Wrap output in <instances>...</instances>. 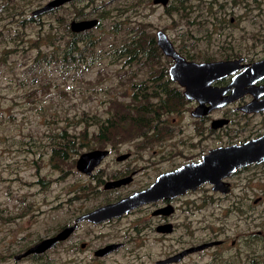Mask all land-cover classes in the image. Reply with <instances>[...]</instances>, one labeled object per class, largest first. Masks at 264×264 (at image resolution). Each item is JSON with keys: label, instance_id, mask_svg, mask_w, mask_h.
<instances>
[{"label": "rangeland", "instance_id": "obj_1", "mask_svg": "<svg viewBox=\"0 0 264 264\" xmlns=\"http://www.w3.org/2000/svg\"><path fill=\"white\" fill-rule=\"evenodd\" d=\"M46 1L0 0V264H153L190 245L224 238L223 246L172 264H264V200H223L208 218L219 202H197L194 193L178 199H184L178 206V200L173 202V233L147 228V219H155L133 211L99 224L82 222L47 251L14 260L82 213L144 187L145 180L137 176L126 185L103 189L105 180L134 162L117 161L118 154L133 153L138 165L152 167L145 172L151 177L197 152L201 128L192 124V104L181 113L185 106L169 97L171 111L158 110L168 99L166 88L158 86L177 92L173 82L162 78L169 56L158 44L159 30L188 61L264 55V0H169L165 6L152 0H78L19 23ZM88 18L97 23L80 35H97L93 46L69 36L71 19ZM138 47L145 56L134 55ZM131 52L135 60L129 59ZM79 57L89 60L91 68L74 62ZM233 107L214 112L215 117L234 114L233 123L218 132L242 129L237 119L243 116L233 113ZM142 108L158 111L154 130L144 126L152 115H134ZM130 118L132 123L126 121ZM58 130L76 140L80 153L93 148L112 153L91 175L76 170L79 154L68 163L71 169L60 164L65 173L54 171L47 162L48 136ZM28 139L40 141L32 147L41 150L35 157L25 151ZM183 210L193 218L183 221ZM111 242L124 245L103 257L93 255Z\"/></svg>", "mask_w": 264, "mask_h": 264}, {"label": "water", "instance_id": "obj_2", "mask_svg": "<svg viewBox=\"0 0 264 264\" xmlns=\"http://www.w3.org/2000/svg\"><path fill=\"white\" fill-rule=\"evenodd\" d=\"M67 1L69 0H49L44 5L34 9L32 15H39L51 11ZM153 1L166 3L167 0ZM96 23V19L88 18L72 20L70 21L69 26L72 31H82L92 28ZM157 36L158 44L164 53L168 56H173L176 59L175 63L169 68L170 79L172 81H177L179 84L186 87L185 95L188 98H194L201 103L192 110L191 114L193 117L206 115L212 109L221 107L234 100L237 96H234L233 92L236 91L235 94H242L243 91L241 88L243 85L246 83L253 84L256 80L264 77V57L253 61L250 64L239 65L238 68L235 66L236 62H238L237 60H234L233 62L216 60L206 62L186 61L172 51L173 49L167 35L158 32ZM238 70L239 72L236 73ZM233 72L236 76L231 80L229 85L225 87L211 86V83L214 80L221 79ZM230 89H232L230 94L224 95V93ZM203 96L214 98H203ZM205 103H208L209 105H205ZM260 108H264V104L253 108V110ZM225 122L226 119L223 118L213 119L212 127H221ZM107 154V149L99 148L81 152L75 160V168L83 174H90ZM128 156L129 154L125 153L117 156L116 159L120 161ZM262 160H264V134L242 144L217 147L212 149L209 153L204 154L199 161L187 162L177 168L161 173L154 182L145 189L134 191L114 202L106 203L82 213L75 218L72 224L66 225L52 236L39 240L24 252L14 255L13 258L14 260H20L30 254H40L47 251L56 245L57 242L63 241L73 234L82 222L99 224L103 221L120 217L139 205L162 198H173L183 194L189 189H195L204 182L212 184L215 180L227 176L237 168L252 163H258ZM129 180L130 178H122L107 181L104 183V189L120 187L123 184H126ZM172 209V205L168 204L162 209L157 210L155 213H167V211H172ZM158 227V232H170L172 226L168 223ZM218 243L219 241H211L189 246L167 257L158 259L154 261L153 264H172L179 262L185 255L204 250ZM81 245L83 247L85 246V243H82ZM121 245V243L111 242L96 249L93 252V255L103 257Z\"/></svg>", "mask_w": 264, "mask_h": 264}, {"label": "flooded vegetation", "instance_id": "obj_3", "mask_svg": "<svg viewBox=\"0 0 264 264\" xmlns=\"http://www.w3.org/2000/svg\"><path fill=\"white\" fill-rule=\"evenodd\" d=\"M48 1H46V2H48ZM74 1H78V0H69L68 3L69 2L72 3ZM168 2H169V0H167L166 3H162L161 1L154 2L152 0V3L154 5L162 4L165 6L168 4ZM44 4H42V5H44ZM60 7L61 6H58V7L54 8L53 10L45 12V13L53 12ZM45 13H43V14H45ZM26 15H28V16L31 15L36 19L41 14L32 15V11L31 12L28 11L26 13ZM81 16L82 15L78 13V17L80 18ZM72 20H80V19H71L70 21H72ZM70 21H69V24H70ZM69 29H70V26H69ZM90 29H86V30H82V31H72L70 29V35H74V34L79 35L82 32L90 30ZM158 32H162L166 35V33L163 30H159ZM167 38H168V36H167ZM168 40L171 43V46L173 49L172 51L175 52L176 55H178V56L182 57L184 60H186L185 58H187V55L185 53H183L182 51L177 50L175 48V46L173 45L172 41L169 38H168ZM180 53L182 55H184L185 58ZM263 57H264V55L261 57H258L256 59H251V58L239 56L236 58L219 59L216 61H232L233 62L234 60H237L238 62H236L235 66L238 68L239 65L250 64L253 61L259 60ZM175 61H176V59L173 56H169V59L166 62V66L163 68V73L166 74L165 77L168 79L171 78V76L169 75V68H170V66H172L175 63ZM186 61H188V60H186ZM213 61H215V60H213ZM168 63H169V65L167 66ZM237 72H239V70L236 71V73ZM235 76L236 75L234 72L231 74H228L221 79L214 80L211 83V86L212 87H225L231 83V80ZM169 81H170L169 83L173 82V84L176 85L177 93L180 94L179 97L175 98L178 101L179 106L180 107L185 106V108L183 109V111L181 113H187L188 112L187 105L189 103L192 104V110H194L195 107H197L198 105L201 104L198 100H196L194 98H188L185 95V91H186L185 86L179 84L177 81H171L170 79H169ZM172 89L174 90V87H172ZM241 90L243 91L242 94H235L236 91L233 92V95L237 96V98L226 103L225 105H223L221 107H216V108L212 109L206 115H202L199 117H193L191 114L192 110L190 111V115H191V117H193L192 124L197 125L201 128V133L199 134V137L201 138V140H199L197 138V140L195 141L197 152L194 155L190 156L188 158V160L183 161L181 163H175V164H173L172 167L165 169L163 171H159L151 177H147L149 172H147L146 174H145V172L147 169H149L150 166L147 164L141 165V166L138 165L137 162H135V160H136L135 155L133 153L131 154L130 152H126L129 154V156L123 160H120V161H124V160H127L128 158H131V159H134L133 164L129 167H126L124 169L119 170L118 174H114L112 176V178L105 180L103 182V189H104V183L107 181L115 180V179H122V178H130V180L126 183V184H128L129 182H132L137 176H139L140 178L145 180L144 181V183H145L144 187L139 188L138 190L145 189L152 182H154V180L161 173H163L165 171L172 170L174 168H177L178 166H180L184 163H187V162L199 161L204 154L209 153L212 149H215L217 147L226 146V145L242 144L248 140L256 139V138L260 137L261 135H263L264 134V108H260L257 110H253V108H256V107L264 104V77L256 80L253 84L246 83L245 85L242 86ZM231 91H232V89L228 90L227 92L224 93V95H229ZM203 98L213 99L214 97L203 96ZM205 105H209V104L205 103ZM230 105L234 106L232 109L233 113H235V114L240 113L243 116V118L241 120L237 119V122H238V124H240L242 126V129L235 134H233L231 130H228L226 132H218V131L226 130V129H224V127H229V125H231L233 123V119H232L231 115H234V114H230L229 116L227 114H225L224 116L215 117L214 112L217 111V109H220V108H223L226 106H230ZM244 109H247V110H244ZM257 115L259 117H257ZM217 118L226 119V122L221 127L213 128L212 127V120L217 119ZM207 123H208V127H206ZM165 126H171L172 127L173 124L166 123ZM152 130H154V128H152ZM207 140H209V141H207ZM203 142H204L205 146L202 148ZM206 147H209V148L206 149ZM93 149H95V148H93ZM105 149L108 150V154L105 157V158H107L108 156L111 155L112 150L109 148H105ZM112 149H115V148H112ZM122 154H125V153H122ZM119 155H121V154H118L117 156H119ZM117 156H116V158H117ZM102 161H101V163H102ZM95 168L93 169V171L95 170ZM150 168H152V167H150ZM92 172L90 174H86V175H91ZM126 184H123V185H126ZM112 189H114V188H112ZM105 190H108V189H105ZM134 191H137V190H134ZM190 193H194V196L196 197L195 201H197V202H201L203 200L219 202L218 204H216L213 207L208 218H211L215 214L216 209L221 206V202L223 200L224 201L249 200V201H253V203H256L258 201H263L264 200V160H262L261 162H258V163H252V164L237 168L235 171L230 172L227 176H225L219 180H215L212 184L209 182H204V183L200 184L199 186H197L195 189H189V190L185 191L183 194H180V195L175 196L173 198H162V199H159L156 201H152V202H148V203L139 205L138 207L129 211L128 213L133 212V211H138V212L142 211L145 213H149V215L155 219V222H153L152 219L148 218L146 221L147 228L154 227L155 231L157 233L170 234V233H173L175 230L174 224L170 221L171 220L170 218H171V216L174 215L175 209H176L173 202L187 196ZM183 200L184 199L178 200L177 206L179 204H181L183 202ZM110 202H112V201H110ZM107 203H109V202H107ZM168 204L172 205V207H173L172 211H167V213H164V212L163 213H155L157 210L162 209L163 207H165ZM182 212H183L182 213V220L183 221L193 218V216L190 214V212L185 211V210H183ZM124 215H126V214H124ZM122 216H120V217H122ZM117 218H119V217H117ZM113 219H115V218H113ZM107 221H109V220H107ZM103 222H105V221H103ZM168 223L171 224V226H172L170 232H160V231L158 232L157 231V228H159L158 226L168 224ZM258 233L260 234L261 232H258ZM72 235L73 234H71L70 236H72ZM70 236H68L67 238H69ZM211 241H219L218 244L213 245V246H223L225 244L226 239L225 238L224 239H211L208 241H203L201 243L211 242ZM115 243H121L122 244L120 247H118L115 250H118L119 248H121L124 245L123 242H115ZM197 244H200V243H197ZM197 244H194V245H197ZM232 244H234V241L232 242ZM190 246H193V245H190ZM213 246H211V247H213ZM208 248H210V247H208ZM208 248H206V249H208ZM115 250H113V251H115ZM113 251H111V252H113ZM201 251H203V250H201ZM201 251H197V252H201ZM193 253H195V252H193ZM190 254H192V253H190ZM190 254H188V255H190ZM188 255H185L182 259H184ZM95 257H97V256H95ZM254 263L257 264L256 262H254Z\"/></svg>", "mask_w": 264, "mask_h": 264}, {"label": "trees", "instance_id": "obj_4", "mask_svg": "<svg viewBox=\"0 0 264 264\" xmlns=\"http://www.w3.org/2000/svg\"><path fill=\"white\" fill-rule=\"evenodd\" d=\"M27 18V19H26ZM24 19H21L19 21L20 24H23L26 20H35V18L31 15H29L28 17H26ZM71 38H78V37H81L83 42H88L90 40V43H91V46H93V43L99 39V37L97 35H93L92 37L90 38H85V37H82V35H69ZM137 40L135 41L134 43V47H136L137 43H138V40L140 39L139 36H137L136 38ZM142 40V39H141ZM75 43V40L72 39V44ZM76 51V49H75ZM134 55L136 57H140V56H145L143 50L140 49V47L136 48L135 52H134ZM130 60H135L134 56H133V52L130 53ZM93 61H95L94 59H92ZM74 62H77L79 64H81V66L83 67V65L85 63L86 64V70H88L89 68H91V65L92 63L89 61V60H84V58L82 57H79L78 59H76ZM71 69H74V67L72 66ZM166 74L164 76H162V78H164V81L166 83H169V79L165 77ZM166 88V90L168 91V99L167 100H163L161 102V106H158V110H162V111H171V107L169 105V97L170 99H175L176 97H179V93L177 92H174L172 91V89H169L167 88L166 86H158V88ZM169 105V107H168ZM134 115L136 116H142V115H152V118H151V122L147 125H144L146 127H149V128H156V125H157V122H158V111L154 110V109H151V108H142L140 111L134 113ZM131 118L133 119V121L137 124H140L139 121L136 119V118H133L131 116ZM128 119L126 120L127 122L129 123H132V119ZM100 134V132H98ZM102 135L100 134L99 137L97 138V141H99V138H101ZM81 139V138H80ZM48 140H49V144H48V147H49V158H48V163L49 165H51L50 167L54 170V171H62L61 167H60V164H68V163H72L74 162V160L72 161L71 159L80 154V152L76 149L75 147V143H76V140L74 139H71L68 137L67 133H65L64 130H58L56 131L55 133L53 134H50L48 136ZM31 140L28 139L27 142L24 144V146H26L25 148V151L28 152V153H31L34 155L40 153V149H37V150H34L32 147L33 146H37V145H41L40 144V141L38 139H34L32 140V142H30ZM89 147V146H87ZM68 167L69 169H71L73 167V165L71 164H68ZM63 173H65V171H62ZM62 173V174H63ZM38 184H40V181L38 182Z\"/></svg>", "mask_w": 264, "mask_h": 264}]
</instances>
